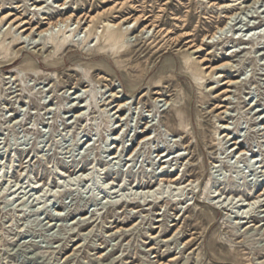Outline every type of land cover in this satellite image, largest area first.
<instances>
[{"label":"rangeland","instance_id":"obj_1","mask_svg":"<svg viewBox=\"0 0 264 264\" xmlns=\"http://www.w3.org/2000/svg\"><path fill=\"white\" fill-rule=\"evenodd\" d=\"M0 264H264V0H0Z\"/></svg>","mask_w":264,"mask_h":264},{"label":"bare ground","instance_id":"obj_2","mask_svg":"<svg viewBox=\"0 0 264 264\" xmlns=\"http://www.w3.org/2000/svg\"><path fill=\"white\" fill-rule=\"evenodd\" d=\"M232 5H234V4H231L230 5V3L229 4H226L225 5V7H230V6H232ZM232 15H234V14H232ZM232 15H230V17H228L227 19H232L231 17H232ZM125 19V18H124ZM65 22H66V19L63 21V20H60V21H57V22H55V23H51V24H49L48 25V27H46V28H44V29H41V30H38V28L36 27V28H34V29H32L31 31H30V33L29 34H27L26 36H30V35H32L35 31L37 32V34L38 35H40V36H45L49 31L51 32V34L53 33V30L54 29H58V27H60L59 28V30L58 31H60L61 30V27L65 24ZM23 25H25V24H23ZM27 29H29V28H27L26 26H24L23 28H22V30L21 31H25V30H27ZM225 28H223V27H218L217 28V30L216 31H214L211 35H209V36H207V40H208V42H214V41H219V40H221V35H219V37H218V39L217 40H214V38L218 35V33H220V32H222L223 30H224ZM258 29V27L257 28H255L254 30H257ZM251 31H252V29H251ZM250 31H247V33H249ZM35 35V34H34ZM240 38V37H239ZM192 46H189V48H191ZM193 51V50H192ZM197 51H199V48H196V49H194V52H197ZM230 63L228 62V61H225L224 63H222V64H220V65H218V66H216V67H212L211 68V70H220L221 68H223V67H227L228 65H229ZM205 68H210L209 66H205ZM230 80V79H229ZM231 83V82H230ZM112 95H114L115 96V94H113L112 93ZM115 97H117L118 98V96H115ZM118 104H116L114 107L116 108V106H117ZM122 107V105H119V108H121ZM119 110H116L115 111V113H117ZM224 129H225V127H224ZM225 136H227V134H225ZM113 142V141H112ZM113 156H112V159H114V158H117V156H116V154L114 153V154H112ZM163 157V156H162ZM160 159V158H159ZM172 159H173V157H172ZM127 161H130V160H127ZM165 162H168L165 158H163V159H161V163H165ZM169 163V162H168ZM108 166V165H107ZM163 167V166H162ZM92 167H90V168H85L84 170H82V168L81 169H79V170H77V171H75V172H72V174L71 175H69V178L70 179H75L77 176L78 177H81V180H82V176H83V178H84V175L85 176H88V170L89 169H91ZM167 172V171H166ZM165 172V173H166ZM64 176V175H63ZM66 177V176H65ZM87 178V177H86ZM177 178V177H176ZM88 180V179H87ZM178 180V179H177ZM70 181V180H69ZM74 181V180H73ZM162 181V180H161ZM172 181H175V178L174 179H171V180H168V181H164V182H166V184L168 185V183H170V182H172ZM111 184H112V182H111ZM161 184V183H160ZM175 184V183H174ZM177 184V183H176ZM180 184V183H179ZM182 184H184V183H182ZM61 185L62 184H60V187H61ZM186 185V184H185ZM184 185V186H185ZM189 184L187 183V185L186 186H188ZM154 188H156V189H154ZM179 188H181V190H182V188H184V190H185V188L186 187H182L181 185L180 186H178V188H176V189H179ZM138 192H139V195H140V197L139 198H144V197H152L154 194H153V192H155V191H157V190H160V192H158V193H162L163 194V192H164V187H162V188H158V187H156V185H154V186H152V187H139L138 188ZM137 191V190H136ZM135 191V193H137ZM181 192H183V191H181ZM182 194V193H181ZM180 194V195H181ZM230 196H232V195H230ZM213 198L212 199H216L217 198V201H216V203H219L220 202V199L222 198V194H217V195H215V196H212ZM229 197V196H228ZM227 196H225V197H223V199H222V201H225L226 200V198H228ZM234 197V196H233ZM156 198V197H155ZM162 198H166V197H162ZM230 198V197H229ZM236 198V197H235ZM238 198V197H237ZM240 198V197H239ZM185 199V198H184ZM231 199H233L234 200V198H232L231 197ZM257 199V198H256ZM180 200V199H179ZM183 200V199H182ZM232 200V201H233ZM240 200V199H239ZM243 200V199H242ZM231 201V202H232ZM238 201V200H237ZM243 201H245V200H243ZM137 202V201H136ZM139 202V201H138ZM182 202V201H181ZM145 203V202H144ZM147 203H150V201L149 202H147ZM179 203V202H178ZM241 203H243V202H241ZM245 203V202H244ZM256 203V201L255 200H253L252 202L251 201H248L247 203H245V204H241L242 205V207H249V206H253L254 204ZM227 205V204H226ZM230 206V205H229ZM221 208H223L224 210H226L225 209V207L224 206H221ZM228 208V207H227ZM246 214V215H249L250 213H249V211L248 210H245V209H243V211H242V213H241V215L240 216H236L235 218H236V220H238L237 218H239V219H242V221H241V223H248V220L246 219V218H250L249 216H243V214Z\"/></svg>","mask_w":264,"mask_h":264}]
</instances>
